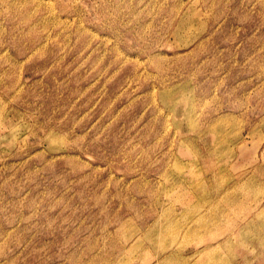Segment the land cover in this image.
I'll return each instance as SVG.
<instances>
[{"label":"rangeland","instance_id":"rangeland-1","mask_svg":"<svg viewBox=\"0 0 264 264\" xmlns=\"http://www.w3.org/2000/svg\"><path fill=\"white\" fill-rule=\"evenodd\" d=\"M0 264H264V0H0Z\"/></svg>","mask_w":264,"mask_h":264}]
</instances>
